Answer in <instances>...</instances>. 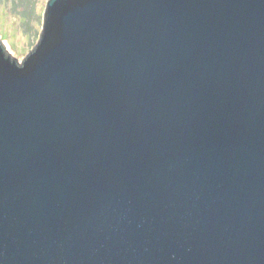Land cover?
Returning a JSON list of instances; mask_svg holds the SVG:
<instances>
[{
  "label": "water",
  "instance_id": "obj_1",
  "mask_svg": "<svg viewBox=\"0 0 264 264\" xmlns=\"http://www.w3.org/2000/svg\"><path fill=\"white\" fill-rule=\"evenodd\" d=\"M0 264H264V0H47L0 40Z\"/></svg>",
  "mask_w": 264,
  "mask_h": 264
},
{
  "label": "rangeland",
  "instance_id": "obj_2",
  "mask_svg": "<svg viewBox=\"0 0 264 264\" xmlns=\"http://www.w3.org/2000/svg\"><path fill=\"white\" fill-rule=\"evenodd\" d=\"M30 1V2H29ZM0 0V40L19 63L32 50L42 31L47 0Z\"/></svg>",
  "mask_w": 264,
  "mask_h": 264
},
{
  "label": "bare ground",
  "instance_id": "obj_3",
  "mask_svg": "<svg viewBox=\"0 0 264 264\" xmlns=\"http://www.w3.org/2000/svg\"><path fill=\"white\" fill-rule=\"evenodd\" d=\"M3 45H4V47H5L6 49H8V45H7V43L3 42Z\"/></svg>",
  "mask_w": 264,
  "mask_h": 264
},
{
  "label": "trees",
  "instance_id": "obj_4",
  "mask_svg": "<svg viewBox=\"0 0 264 264\" xmlns=\"http://www.w3.org/2000/svg\"><path fill=\"white\" fill-rule=\"evenodd\" d=\"M23 1H24L25 4H28L30 2L29 0H23Z\"/></svg>",
  "mask_w": 264,
  "mask_h": 264
}]
</instances>
